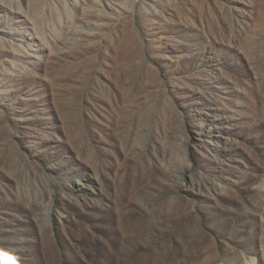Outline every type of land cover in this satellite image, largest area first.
<instances>
[{"label": "rangeland", "instance_id": "374dc122", "mask_svg": "<svg viewBox=\"0 0 264 264\" xmlns=\"http://www.w3.org/2000/svg\"><path fill=\"white\" fill-rule=\"evenodd\" d=\"M0 264H264V0H0Z\"/></svg>", "mask_w": 264, "mask_h": 264}]
</instances>
